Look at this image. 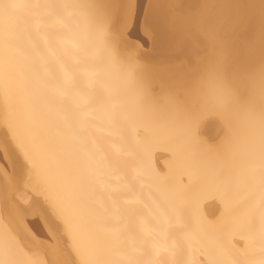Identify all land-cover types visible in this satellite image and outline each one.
<instances>
[{
    "label": "bare ground",
    "instance_id": "1",
    "mask_svg": "<svg viewBox=\"0 0 264 264\" xmlns=\"http://www.w3.org/2000/svg\"><path fill=\"white\" fill-rule=\"evenodd\" d=\"M242 1L0 0V264H264Z\"/></svg>",
    "mask_w": 264,
    "mask_h": 264
},
{
    "label": "rangeland",
    "instance_id": "2",
    "mask_svg": "<svg viewBox=\"0 0 264 264\" xmlns=\"http://www.w3.org/2000/svg\"><path fill=\"white\" fill-rule=\"evenodd\" d=\"M226 5L223 7L224 13L227 14V19H225L221 24L222 26H227L231 24L232 21L240 17V14L244 11H242V4L244 3L242 0H225ZM239 6V9H235L236 6ZM244 9V8H243ZM242 11V12H241ZM187 12H182L181 16H185Z\"/></svg>",
    "mask_w": 264,
    "mask_h": 264
}]
</instances>
